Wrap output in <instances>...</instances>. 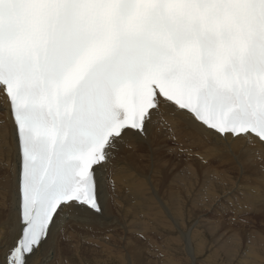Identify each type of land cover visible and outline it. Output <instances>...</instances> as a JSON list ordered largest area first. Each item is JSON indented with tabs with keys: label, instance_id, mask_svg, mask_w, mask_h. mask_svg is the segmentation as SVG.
I'll use <instances>...</instances> for the list:
<instances>
[{
	"label": "snow or ice",
	"instance_id": "6c2138e0",
	"mask_svg": "<svg viewBox=\"0 0 264 264\" xmlns=\"http://www.w3.org/2000/svg\"><path fill=\"white\" fill-rule=\"evenodd\" d=\"M0 94L19 153L2 264H41L149 126L264 144V0H0Z\"/></svg>",
	"mask_w": 264,
	"mask_h": 264
},
{
	"label": "bare ground",
	"instance_id": "6f19581e",
	"mask_svg": "<svg viewBox=\"0 0 264 264\" xmlns=\"http://www.w3.org/2000/svg\"><path fill=\"white\" fill-rule=\"evenodd\" d=\"M170 123L172 124L171 131L157 126H149L139 143H136L131 149L125 148L119 153L112 174L115 189L113 190L109 184L102 194V214L89 213L80 222L66 225L63 232L72 224L85 226L98 238L97 242L103 249L108 247L111 249L113 246L111 243L117 240L124 245L132 244L133 240L139 239L152 241L154 236L151 234L156 233L160 238L154 242L156 252L151 250L149 252L151 251L153 259L160 260L155 264H171L174 258H171L169 253L173 251L176 242L180 241L185 246L190 244V241L193 240L192 232L197 229V213H193L189 209L190 207H186V204L192 200L194 206L197 207V200L191 199L189 196L195 193L194 197L197 198V192L200 191L198 194L200 197V194L206 190L208 179L215 181L221 178V182L223 179L224 181L230 180V183L232 179H236L237 183L235 186L233 185L234 187L232 184L229 185L230 183H225V186L216 185L219 193L226 194L230 190L237 191L236 193H241L246 199L236 205L232 204L230 209L222 207L224 208L223 212L226 211L231 215L230 217H233L231 221L251 218L245 215L247 211L255 214L254 216L258 215L259 211L261 214L263 210L257 209V207L264 206V144H260L258 141L255 143L245 140L225 142L214 139L211 136H206L200 128L186 122L183 118L172 120ZM18 167L19 155L15 127L10 117L7 99L0 94V238H7L10 222H16L19 218L18 207L13 213L9 206L10 200L13 199L17 191ZM152 177L157 184L159 196L162 191L163 197H173L163 199L164 213L155 217H153L155 212L153 203L156 198L152 187ZM201 177L203 178L202 184L198 183ZM191 181L196 186H192ZM196 182L200 184L198 189L195 188L198 187ZM209 188L211 189V186ZM209 191L206 193L207 195L212 192ZM257 194L261 203L252 210L251 207L247 208L246 204L252 203V207L254 204L256 205L253 198L256 199ZM232 200L234 201V199ZM159 201L161 206L162 199L160 197ZM232 210L233 213H230ZM185 217L195 222L185 226L188 221ZM206 219L207 217L201 216L200 222L204 223ZM153 223L157 226L155 232L152 230ZM168 228L175 233L170 235ZM219 228L220 226H216L211 229L213 243L218 245L217 247L222 253L223 251L226 253L235 252L236 242L233 237L227 235L226 229L218 232ZM115 229H119L123 235L117 240L115 236H112V233H109ZM63 232L54 233L53 238L49 241L47 255L40 258L41 264L55 263V249L58 247L55 243L59 240V234ZM165 242H167L166 246ZM197 246V240H195L196 253L199 249ZM146 248L145 246V251ZM7 250V245H5L4 249L0 251V264H2ZM186 250L187 254L192 257V249ZM176 259L172 264H176ZM193 260L196 261V259ZM122 264H132V262L127 256H124Z\"/></svg>",
	"mask_w": 264,
	"mask_h": 264
},
{
	"label": "rangeland",
	"instance_id": "374dc122",
	"mask_svg": "<svg viewBox=\"0 0 264 264\" xmlns=\"http://www.w3.org/2000/svg\"><path fill=\"white\" fill-rule=\"evenodd\" d=\"M230 175L232 176L233 174ZM152 180V187L154 188V196L156 198V200L154 199L153 203V207H155L153 217H155L160 213H164L163 199L173 197H163V192L161 191V189L159 196L157 184L154 181V177H152ZM202 180L203 178L201 177L198 183L202 184ZM232 180L230 183V180L224 181L223 179L221 182V178H218L215 181H211L210 179H208L206 190L203 192V194H200V197H198L200 191L197 192V198L194 197L195 193L189 196V198L191 197V199L193 198L197 200V207L194 206L193 200L186 204V207H190L189 209L193 213H197V229L192 232L193 240L190 241V244L185 246L180 241H177L173 248V251H170V257L174 259L177 258L176 264H264V213H262L264 212V206L259 205L261 201L258 198L257 194L256 199L253 198L256 205L254 204V207H252L253 204L249 203L248 205L246 204V206L247 208L251 207L250 209L252 210L253 208L257 207L258 204L259 206L257 207V209L263 210L261 212L262 215L259 213L260 211L256 216H254L255 214L247 211L245 215L250 216L251 218L231 221V218L233 217H230L231 215H229V213H227L226 211L223 212L224 208L222 207L230 209L232 204L236 205L237 203H240V201H246V199L241 193H236L237 191L234 192L232 190H230L226 194L223 193V195L222 193H219L216 185H224L225 183H230L229 185L232 184V186H235V183H237L236 179H234L235 181ZM198 183L196 182L198 187H195L197 189L200 187V184ZM209 185L211 186L212 190L209 188ZM192 186L196 185H193L192 182ZM207 187L210 191H214V197H212V192H210ZM214 187L215 189H213ZM208 191L210 192V194L208 193L207 195L206 193ZM159 197L162 199L161 206ZM232 199H234V201ZM211 201L213 203H210ZM233 210L230 213H233ZM201 216L207 217L204 223L200 222ZM185 218L188 220L185 226L193 224L195 222L194 220L188 219L187 217ZM216 226H220L218 232L226 229L227 235L233 237L234 241L236 242L235 252L226 253L223 251L222 253L220 252L221 250L217 247L218 245L213 243L211 229H214ZM135 229H137V227L134 228V232ZM180 229L184 231L182 227H180ZM152 230L154 232L157 230V226L154 223L152 224ZM168 231L170 235H173L175 233L171 232L169 228ZM109 233H112V236H115L116 240L120 236H123L119 229H115L114 231ZM177 234L178 232L176 233V235ZM151 235L154 236L152 241L147 237L151 242L145 241L144 239H139L133 240L132 244L124 245L117 240L116 242L111 243L113 245L111 249L110 247H108L107 249H103L97 242L98 238L91 232H89V230L86 229L85 226L72 224L70 227H68V229H66L65 232L59 234V240L55 243L58 247L55 249L56 259L54 264H122V259L124 256H127L132 264H155L156 261L160 260L153 259L151 256V251L154 253L156 252V246L154 245V242L160 240V238L158 237V235H156V233ZM195 240H197V247L199 248L197 249V253L195 249ZM48 245L46 246L47 250ZM166 245L167 242H165V246ZM145 246L147 247L146 251ZM188 248L192 249V257L187 254L186 249ZM149 250L151 251L149 252ZM166 250L168 251L169 249ZM174 259H172V262L174 261ZM193 259H196V261H194Z\"/></svg>",
	"mask_w": 264,
	"mask_h": 264
}]
</instances>
